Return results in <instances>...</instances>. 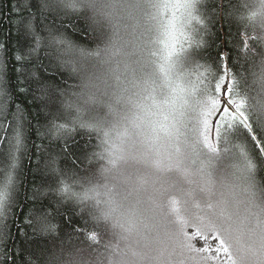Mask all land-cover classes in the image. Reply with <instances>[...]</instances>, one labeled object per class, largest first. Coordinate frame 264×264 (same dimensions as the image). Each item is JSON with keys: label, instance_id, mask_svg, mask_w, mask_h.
<instances>
[{"label": "snow or ice", "instance_id": "1", "mask_svg": "<svg viewBox=\"0 0 264 264\" xmlns=\"http://www.w3.org/2000/svg\"><path fill=\"white\" fill-rule=\"evenodd\" d=\"M207 2L14 0L10 23L26 43L13 53L15 92L0 57V264L105 254L107 264H264V68L251 71L264 65V0L232 4L236 74L227 52L201 54ZM78 21L94 47L68 38ZM65 71L71 89L57 82ZM19 95L49 118L36 133L49 143L35 145L47 186L25 196L27 212L16 169L31 125ZM78 131L94 149L86 157ZM83 158L100 166L81 170ZM85 215L82 229L73 217ZM61 233L87 248L65 247Z\"/></svg>", "mask_w": 264, "mask_h": 264}, {"label": "trees", "instance_id": "2", "mask_svg": "<svg viewBox=\"0 0 264 264\" xmlns=\"http://www.w3.org/2000/svg\"><path fill=\"white\" fill-rule=\"evenodd\" d=\"M13 3L14 0H0V21H2V24H0V42L4 43L7 49L6 52L0 53V57H3V61L6 64L5 74L8 80L9 88L15 92L20 84L17 80L18 74L15 71L18 64L13 59V53L15 52L16 46L22 45L26 43V41L17 35L16 28L10 23L12 13L9 9L12 8ZM233 3H237V0H208V2L204 5V9L208 13V20L206 21L208 31L204 36L206 45L202 49L201 54L204 59H207L210 62L211 58L215 57L218 52H227L228 56L231 57L227 63L231 66L233 74H236L241 70L240 62L236 57L237 50L228 43L229 37L237 31L238 27L235 18L229 15V13L232 12ZM77 27L79 29L78 31L69 30L68 38L81 46L88 48L94 47V42L87 38L84 34V25L82 21L77 22ZM217 45H219V48ZM233 60L236 61L235 64L232 63ZM64 81H66V83L62 84V86L68 87L69 89H71L75 83V81L69 77L67 71H65L63 75H60L57 79L58 83H62ZM30 100L31 96L25 97L24 95H19L16 97L17 103L23 102L27 112V119L31 125L30 131L28 132L27 149L24 151L23 155L20 156L19 166L16 169V176L19 181V202L23 203V208L17 210L22 212H27L28 209L32 207L33 203L31 200H25V196L31 195V193L38 188L42 190V185L43 187L47 186L43 183L47 178L40 170L42 166L39 161L41 153L37 151L35 145H41V147H43L49 143L47 139H41L36 134L37 129L46 125L49 118H46L44 113L40 111L39 102L29 103ZM74 139H76L81 146V151L77 153L78 155L86 157L87 153L94 150L91 146L87 149H83V145L88 141V137L83 133L78 131V133L74 136ZM93 143L95 142L93 141ZM77 163L80 165L81 170L90 166L94 168H98L100 166L97 161H93V164L89 165L87 158H83L82 161H77ZM256 163V178L264 184V169L259 167V158H256ZM60 166L71 167V161L62 160ZM43 203H48L47 198L44 199ZM20 219H23V217L21 216ZM73 219L75 224L80 228L87 229L89 227V225L84 222L87 219L86 215L83 219L75 216ZM66 230L70 231L71 229L66 226ZM61 236L65 240V247L67 248L72 250H75L76 248H87V241H84L83 243L81 242L84 239L82 236L79 239H77L75 235L69 239V237L65 236L64 233H61ZM17 241V246H19V243L23 242V238L18 236ZM37 242H46V240H44V238H37ZM85 258L88 259L89 257Z\"/></svg>", "mask_w": 264, "mask_h": 264}, {"label": "clouds", "instance_id": "3", "mask_svg": "<svg viewBox=\"0 0 264 264\" xmlns=\"http://www.w3.org/2000/svg\"><path fill=\"white\" fill-rule=\"evenodd\" d=\"M262 68H264V65L257 63L256 65H254L252 67L251 71L259 74L262 71ZM254 78L255 77H253L251 74H249L248 83H251ZM257 91H259V85H256V84L252 85V91H251L250 95H255ZM262 98H264V97H262ZM253 103H254V101H253ZM230 162H231L230 160H226L224 163L228 164ZM231 171H232V169H230V168L225 169L226 179L228 182L232 181L231 176L227 175V173H229ZM259 196H260V198H264V192L259 193ZM126 260H127V264H134V261L132 260L131 257L126 258ZM93 264H107L106 254L104 256H102L99 261H93Z\"/></svg>", "mask_w": 264, "mask_h": 264}]
</instances>
